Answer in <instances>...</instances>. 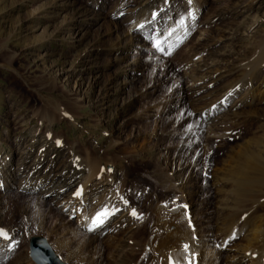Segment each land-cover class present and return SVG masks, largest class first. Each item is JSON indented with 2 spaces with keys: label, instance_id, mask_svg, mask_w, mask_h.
<instances>
[{
  "label": "rangeland",
  "instance_id": "obj_1",
  "mask_svg": "<svg viewBox=\"0 0 264 264\" xmlns=\"http://www.w3.org/2000/svg\"><path fill=\"white\" fill-rule=\"evenodd\" d=\"M154 13L157 16L150 20ZM174 27L185 36L175 47L168 50L163 45L159 52L158 41H165ZM263 45L264 0H0V168L18 174L29 156L23 164L28 174L21 172L12 189H0V230H9L15 244L11 257L0 264H35L30 257L33 237L47 239L66 264H96L101 253L106 259L111 252L108 247L100 251L88 238L95 232L79 222L77 213L69 214V205L47 206L51 197L38 203L39 193L27 191L23 184L38 163L43 174L53 175L70 164L82 183L92 181L95 162L108 164L118 196L126 202L115 220L134 209L130 207L141 210L132 231L139 255L142 242L157 232L160 212L166 216L163 207L171 211L175 203L190 197L192 188L187 184L180 190L175 187L190 173L180 166H189L197 155L205 154L200 142L210 138L214 150L209 156L213 166H220L230 157L238 161L237 152L249 139H264V96L252 107H240L252 91H264ZM250 66L253 71L246 74ZM225 69L231 74L215 87L224 89L239 81L242 85L225 101L223 112L216 114L224 118L219 129L206 128L207 133L197 135L193 131L201 110L212 100L196 101L194 79ZM246 75L249 79L243 81ZM252 109L262 111V117L250 118ZM50 133L51 141L46 135ZM61 137L64 147L58 148ZM78 156L83 162L76 161ZM8 177L5 184L12 182ZM107 183L93 187V200L87 197L90 203L82 213L88 221L95 218L102 191L112 188ZM77 188L72 186L67 194ZM226 189L225 196L234 187ZM191 198L201 203L204 213L209 211L206 223L199 225L202 237L208 238L220 221L233 220L219 211L218 200L225 197L218 196L212 184ZM256 206L241 214L261 217L264 203ZM243 218L235 216L234 223H225L219 239L210 237V247L221 252L220 264H230L226 247L242 242ZM229 229L235 236L221 247ZM113 233L122 231L108 234ZM146 255L142 253L137 264L146 258L143 264H148L151 257Z\"/></svg>",
  "mask_w": 264,
  "mask_h": 264
},
{
  "label": "bare ground",
  "instance_id": "obj_2",
  "mask_svg": "<svg viewBox=\"0 0 264 264\" xmlns=\"http://www.w3.org/2000/svg\"><path fill=\"white\" fill-rule=\"evenodd\" d=\"M244 9L245 8L241 9L237 13L245 11ZM155 16H157L156 13H154L153 16L150 17V20H154ZM171 27L172 25L169 28ZM176 28L177 27H174L173 29L168 30L169 32L165 37V41H158L160 43L157 42L159 45V52H163V45L168 46V50L175 47L176 44L185 36V34L182 33L183 31L178 32ZM261 51L263 53L264 45ZM262 55H264V53ZM262 57L264 61V56ZM255 60L254 62L256 63L257 61ZM257 64H255V67L257 66ZM252 66L247 68L246 74H249L253 71L252 69L254 67L252 68ZM229 72L225 69L221 72L216 71L212 75L204 74L200 76L199 74L197 75L199 77L194 79L195 84L194 88H192V91L196 101L201 100L202 102V100L204 101L205 99L212 100L206 101V105H203L204 107L202 108L200 113L201 115L200 120L198 121V126L193 131L195 134H205L207 133L206 128L215 129V127L218 128V126L221 124L219 123V121L222 118V115L216 116V114H218L219 112H223L225 101L231 98V96L234 95V93L237 92L239 87L242 85L239 81L237 83L238 85H236V83L234 82L224 89L223 87L219 86L215 87V85L219 84L222 80L227 78ZM242 79L243 81H247L249 79V76L246 75V77H243ZM201 92L205 94H203L202 96L198 95ZM263 96V90H254L251 92L249 97H247L244 102L240 104V107L242 108L243 105L245 107H252L254 106V104H256V101H261ZM240 107H238V109H240ZM252 110L253 111H248V115L250 116V118L262 117V111L254 109ZM233 113L234 112H232V114ZM229 120L234 121L235 119L229 118ZM46 135L48 136L49 141L54 138L51 133ZM215 138L221 137L218 136ZM249 140L252 141L248 142L244 147H242L241 152H237L236 158L239 157L238 161H234L235 158L230 157L231 160L229 161H227L226 159L222 160L220 166H213L214 164L212 163L209 156L210 152L214 150V145L211 144L210 138H207L205 142H200L203 143L202 147L205 149V154L197 155L195 157L196 162L194 161V163L189 166H180V168L183 167V170L188 169V171H190V175L188 174V178L186 181H184V178L182 183L175 187V189L180 190L184 187V185L187 184L189 188H192V192L190 191L189 195L190 197L185 196L186 198L184 197V201L178 204L179 206L175 203L174 209L171 211L165 208L166 205L163 207V209L161 208L166 212V218L163 216L166 221L162 217L161 212L159 216L155 212V216H158L154 226L157 229V232H155V230L153 234H149L146 240L142 242L144 243L143 250L139 255L135 251L136 246L134 247L133 245L137 244V241L135 239L136 234H134L135 232L132 233V231L140 222L139 218L141 217H139V214L141 210H139V208L135 206L130 207L134 209H128L127 212L125 211L119 218L115 220L114 216H116L117 211H119L123 207H126V204L125 206L123 205V202H126H122V196H118L119 193L117 192L119 190L116 191V187H114L116 185L114 184V180L116 179V177L109 176L114 173H110V171L107 169L109 167L108 164L106 165L95 162V164H93L92 168L90 169V172L93 173L91 175L93 177L92 181L90 179H84L82 183L79 173L76 172V170L70 164H67V167H65L63 170L62 168L65 165H62L63 167H61L60 170H57V173L59 174L55 173L56 175H53L51 171L47 174H43L40 167L41 163H38L31 168V171L29 173L30 179H28L27 177L23 185H25V187L28 189L27 191H30L31 193H39L40 199H37L38 203L43 202L41 200V198L43 197H51L47 201L48 203H46L47 206H51V204H55V202H59L58 204L64 202L66 205H69V214L73 215L77 213L79 222L82 221V223L86 225V228L88 230L95 232L94 234H88V238L92 242L98 244L100 251H102L105 247L111 249L112 253H108L106 255V259L102 258L103 255L101 253V257L97 260L96 264H105L107 261L109 262V264H137V260L142 253L147 254L145 257H151V260L148 264H220L217 256L221 255V252L219 251L218 253H216L217 251L215 252L214 249L210 247L208 243L210 237L212 236V234H214V237H218L219 239V235L222 236L223 234L222 230L225 226V223L229 221H233L234 223L235 216L237 218L240 215L244 216L242 222H245L244 225L246 226V228L244 229V227H242L244 230L242 234H239L242 238V242L239 245H236L233 248L226 247L229 253L228 260H230V264H264V215H260L261 217H258V215L253 216L249 219V215H245L247 213L241 214L244 213L249 207L257 205L256 207L259 208L264 203V139L251 138ZM56 143V147H64V141L62 137L61 140L57 141ZM196 143L192 144L196 145ZM223 146L224 143H220L219 148H222ZM231 151H234V149H230V153ZM58 155L54 160L55 163L57 162ZM28 159L29 156H27L25 160H23L24 162L22 163V167L18 171V174H13V170H11L12 168H9L7 170L5 168H0V189L3 188V190L5 191L12 189L14 185L13 181H15L20 176L21 172H26V175L28 174L26 166L23 165L28 161ZM41 159L39 162H41ZM78 160L80 162H83L80 156L77 157L76 161ZM55 163L53 162V165ZM101 165L103 167L106 165V167L102 169ZM41 173L43 174V176L41 175ZM10 176H12V179L10 178ZM81 176L83 175L81 174ZM5 177L10 178V180L12 181L9 183L6 182L7 186L3 181ZM105 181L108 182L106 186L111 185L112 188L104 189V191H102L104 192L103 194L102 192H100L102 194V198H99L97 200L99 204L97 205L98 208L94 212L95 218L88 221L86 216H83L82 213L84 207L90 203L89 201L87 202V197L88 199L93 200L95 195L93 187L99 186ZM208 184H212L214 192L218 196L225 197L222 201L218 200L219 211H223L228 214V218L224 217L225 219L233 218V220L226 221L223 219L224 221H222V223L221 221L219 222L220 225H215V230L209 231V237L204 238L199 232V230H201L199 225L201 222L206 223L207 214H209V211L207 209V211L204 213V211L202 210H205V208L201 206L200 202H197L193 198H191V196L192 194L202 195L203 186ZM231 185L234 187L233 192L230 195L225 196L224 193L227 192L226 187ZM72 186H78V188L75 189V191L69 192L67 194L68 190H70ZM166 190L169 189L167 188ZM122 191H124L123 193H125V190ZM1 193L2 192L0 191V196L2 195ZM77 193H79V195ZM122 195L124 196V194ZM134 210L137 213V215L135 216L132 214ZM103 212L108 213L105 216H101L103 222L95 223L97 215ZM222 215L225 216L224 214ZM111 221L114 222L112 223ZM210 228L211 227H209V229ZM1 230H3L4 233H7V236L0 235V263L6 259H9L11 257L10 251H13V249L15 248L13 235L10 233V231L3 228H1ZM117 230L122 231V233L108 234L110 232H117ZM218 230L220 232L217 233ZM234 236L235 235H233V230L229 229L226 234L225 240L220 242V246H227V242ZM4 246L8 247V249H5ZM147 248H150L149 253L146 251ZM113 250H115V253H113ZM145 260L147 261L148 258H146ZM145 260L143 262L142 260H139V262L143 264L144 262H146Z\"/></svg>",
  "mask_w": 264,
  "mask_h": 264
},
{
  "label": "water",
  "instance_id": "obj_3",
  "mask_svg": "<svg viewBox=\"0 0 264 264\" xmlns=\"http://www.w3.org/2000/svg\"><path fill=\"white\" fill-rule=\"evenodd\" d=\"M30 257L35 264H66L57 256L47 239L43 237L31 238Z\"/></svg>",
  "mask_w": 264,
  "mask_h": 264
},
{
  "label": "snow or ice",
  "instance_id": "obj_4",
  "mask_svg": "<svg viewBox=\"0 0 264 264\" xmlns=\"http://www.w3.org/2000/svg\"><path fill=\"white\" fill-rule=\"evenodd\" d=\"M157 47H159V45H157ZM77 194L79 195V193H77ZM107 214H108L107 212H103V213L98 214L95 223H102L103 221H102V219H101V216H105V215H107ZM132 214H133L134 216L137 215V213L135 212V210L133 211ZM0 235L7 236V234L4 233L3 230H0ZM185 247H187V246H185Z\"/></svg>",
  "mask_w": 264,
  "mask_h": 264
}]
</instances>
